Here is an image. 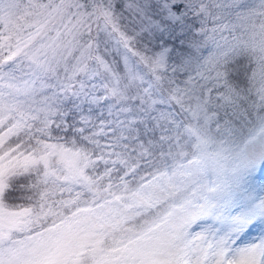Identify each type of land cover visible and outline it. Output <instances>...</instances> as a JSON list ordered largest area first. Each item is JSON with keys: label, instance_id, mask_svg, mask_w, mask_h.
I'll return each instance as SVG.
<instances>
[{"label": "snow or ice", "instance_id": "snow-or-ice-1", "mask_svg": "<svg viewBox=\"0 0 264 264\" xmlns=\"http://www.w3.org/2000/svg\"><path fill=\"white\" fill-rule=\"evenodd\" d=\"M264 0H0V264H264Z\"/></svg>", "mask_w": 264, "mask_h": 264}, {"label": "rangeland", "instance_id": "rangeland-1", "mask_svg": "<svg viewBox=\"0 0 264 264\" xmlns=\"http://www.w3.org/2000/svg\"><path fill=\"white\" fill-rule=\"evenodd\" d=\"M258 180L260 182H264V172H261V173L258 174Z\"/></svg>", "mask_w": 264, "mask_h": 264}]
</instances>
